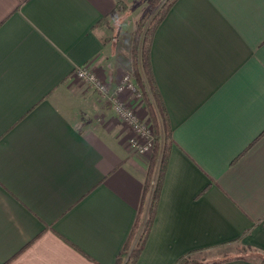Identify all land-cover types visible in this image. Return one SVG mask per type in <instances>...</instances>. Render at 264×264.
Returning <instances> with one entry per match:
<instances>
[{"label": "crops", "instance_id": "1", "mask_svg": "<svg viewBox=\"0 0 264 264\" xmlns=\"http://www.w3.org/2000/svg\"><path fill=\"white\" fill-rule=\"evenodd\" d=\"M149 1L0 0V264L116 263L153 152L75 69L114 90ZM151 61L174 142L137 264L264 252V0H177Z\"/></svg>", "mask_w": 264, "mask_h": 264}, {"label": "trees", "instance_id": "2", "mask_svg": "<svg viewBox=\"0 0 264 264\" xmlns=\"http://www.w3.org/2000/svg\"><path fill=\"white\" fill-rule=\"evenodd\" d=\"M176 2L177 0H151L147 10L144 11L141 18L137 21L133 32L132 70L136 84L142 93L148 112L151 114L155 125V145L148 164L141 204L133 229L115 264H137L141 256L152 227L165 171L170 158L171 147L174 142L168 112L152 69L151 48L158 27ZM151 192L148 215L145 218L146 201ZM244 249L253 250L250 246H245ZM261 253L264 255V252ZM263 255L261 262L257 264H264ZM239 258H245V256L224 258L215 263L219 264L223 261ZM188 262H190L188 258H181L176 264Z\"/></svg>", "mask_w": 264, "mask_h": 264}, {"label": "built area", "instance_id": "3", "mask_svg": "<svg viewBox=\"0 0 264 264\" xmlns=\"http://www.w3.org/2000/svg\"><path fill=\"white\" fill-rule=\"evenodd\" d=\"M75 75L85 81L91 88L99 92L102 95H108L111 92V85L107 80L102 79L89 64H83L75 69ZM112 105L113 109L120 118V120L126 124L129 130V144L137 152L148 155L154 148L155 139L154 133L150 126L145 122L144 118H141L136 112V106L132 99H124L123 94L131 92L137 97H141V93L138 90L135 81L131 74H124L116 88L112 90ZM139 92V93H138Z\"/></svg>", "mask_w": 264, "mask_h": 264}, {"label": "rangeland", "instance_id": "4", "mask_svg": "<svg viewBox=\"0 0 264 264\" xmlns=\"http://www.w3.org/2000/svg\"><path fill=\"white\" fill-rule=\"evenodd\" d=\"M150 3H151V0L149 1V3H148V5H147V7L145 8V10H147V8H148V6L150 5ZM144 10V11H145ZM140 18H141V16H140ZM139 18V19H140ZM138 19V20H139ZM137 20V21H138ZM137 21H136V23H137ZM133 32H134V30H133ZM133 32H132V38H131V44H130V60H131V50H132V47H133V42H132V40H133ZM124 73L125 74H131L132 75V78H133V80L135 81V78H134V74H133V70H132V64H131V67H130V69L129 70H126V71H124ZM124 73H123V75H124ZM82 80V79H81ZM105 80V79H104ZM135 84H136V82H135ZM137 85V84H136ZM138 87V86H137ZM138 90H139V88H138ZM97 92V91H96ZM112 90H111V92L108 94V95H102V94H100L99 92H97L100 96H103V97H105L108 101H110V103H111V107H112V110L114 111V109H113V105H112V100H111V96H112ZM126 92V91H125ZM139 92L141 93V91L139 90ZM138 92V93H139ZM140 99H142L143 101H144V99H143V96H142V93H141V97H140ZM143 110L145 111L146 110V114H145V112H144V116H145V118H144V120H145V122H147L148 123V125L150 126V128H151V130H152V132L154 133V139H155V125H154V122H153V119H152V117H151V114L148 112V109H147V106H146V102L144 101V104H143ZM112 111V112H113ZM136 113H138V111L136 112ZM113 117H117L118 118V116L116 115V113H115V111L113 112ZM142 118V117H141ZM118 119H120V118H118ZM124 125L126 126V124L124 123ZM128 128V127H127ZM130 130V129H129ZM153 150H154V148L151 150V152H150V154L153 152ZM147 215H148V213H147ZM147 218V217H146ZM251 256L252 257V259H256V260H262V253L261 252H258V251H255V250H245L244 249V247H242V248H240V247H236V252L235 253H232V254H229V255H227V256H225L224 258H230V257H236V256ZM264 256V255H263ZM224 258H222V259H224Z\"/></svg>", "mask_w": 264, "mask_h": 264}]
</instances>
